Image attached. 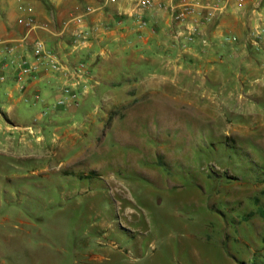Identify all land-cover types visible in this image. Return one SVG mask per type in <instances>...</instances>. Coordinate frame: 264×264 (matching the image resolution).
<instances>
[{"label": "rangeland", "instance_id": "374dc122", "mask_svg": "<svg viewBox=\"0 0 264 264\" xmlns=\"http://www.w3.org/2000/svg\"><path fill=\"white\" fill-rule=\"evenodd\" d=\"M130 69L7 120L0 264H264V71Z\"/></svg>", "mask_w": 264, "mask_h": 264}, {"label": "crops", "instance_id": "0c3cea01", "mask_svg": "<svg viewBox=\"0 0 264 264\" xmlns=\"http://www.w3.org/2000/svg\"><path fill=\"white\" fill-rule=\"evenodd\" d=\"M154 2L155 9L135 12L129 0H0V64L6 62L9 66L7 81L0 83V106L6 104L0 110L2 135L10 129L6 126L8 119L27 120L24 116L31 114L33 107L38 120L43 117L42 111L49 115L61 112L63 106H68L64 104V92L69 88L80 103L81 96L99 84L94 78L98 68H117L120 64L132 71L140 68L151 77L161 72L159 68L176 72L189 68V73L201 76L203 81L210 72H219L220 88L225 90L229 68H238V76L243 70L246 74L264 71V36L256 34L264 26V0L247 1L242 10L237 9L235 0ZM173 3L196 4L199 14L214 9L219 12L193 32L190 19L177 24L170 12L160 9L162 4ZM88 7L92 12L86 14ZM30 9L36 20L33 32L21 23L30 15ZM80 17L84 18L82 23L76 21ZM82 30L90 32L85 43L76 38ZM34 39L56 53L61 63L57 68L45 63L34 78L19 84L14 79L13 63L33 61ZM11 47L16 49L14 55L8 53ZM80 63L86 65L87 83L72 88L76 82L74 69ZM247 79L245 76L244 82ZM148 84L145 91L158 89L157 95L163 92L162 85L156 88Z\"/></svg>", "mask_w": 264, "mask_h": 264}, {"label": "built area", "instance_id": "2783aa9c", "mask_svg": "<svg viewBox=\"0 0 264 264\" xmlns=\"http://www.w3.org/2000/svg\"><path fill=\"white\" fill-rule=\"evenodd\" d=\"M116 0H109L110 3H114ZM131 5L133 6L135 12H145L149 10H153L156 8V4L154 0H129ZM249 1L255 3L256 0H235L236 6L238 10H242L245 6V3ZM198 6L196 4H187L183 6H178L175 3L173 4H162L160 9L168 11L171 13L173 21L177 24H181L186 20L190 19V27L191 31L197 32L201 27V24L211 22L216 13L219 12V9L209 10L206 13L199 14ZM92 12V8L88 7L86 9V14ZM30 15L26 19H22L21 23L26 26L29 32H33L36 28V20L33 16L32 9L29 10ZM195 18V19H191ZM76 21L78 23H82L84 18H77ZM257 36H264V26L259 31H256ZM90 32L87 30H82L76 34V38L79 42L85 43L89 40ZM28 37L26 36L25 39ZM230 41L231 38H228ZM233 41H236L235 38H232ZM32 51H33V61L23 59L18 63H13V71H14V79L15 82L19 84H23L26 79H32L38 74L39 67L46 64H50L54 68H57L60 62V57L48 50L45 44L38 40H32ZM16 49L11 47L8 49V53L14 55ZM85 63H80L78 67H75L74 73L76 75V82L72 88L80 86L82 83H87L84 76H87ZM9 71L8 63L4 62L0 64V83H5L7 81L6 73ZM69 88L64 92V95H67L65 103L68 106L77 103L76 93H73Z\"/></svg>", "mask_w": 264, "mask_h": 264}]
</instances>
